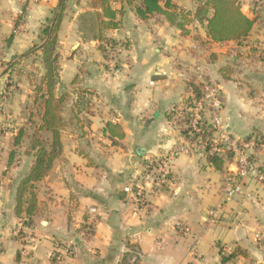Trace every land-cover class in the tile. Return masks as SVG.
I'll use <instances>...</instances> for the list:
<instances>
[{"label":"crops","instance_id":"crops-1","mask_svg":"<svg viewBox=\"0 0 264 264\" xmlns=\"http://www.w3.org/2000/svg\"><path fill=\"white\" fill-rule=\"evenodd\" d=\"M202 1L171 0L191 13ZM239 1L255 21L246 37L225 42L211 41L205 22L192 15L184 31L161 13L140 19L139 0H108L118 26L93 31L92 13L109 20L100 0L64 1L54 89L64 98L57 113L61 153L34 183L36 210L26 226L15 205L35 158V149L23 145L40 120L34 97L30 134L0 127V264H120L128 244L136 246L138 264H222L220 253L234 249L224 264H264V183L244 177L241 192L227 199L222 180L232 161L217 169L194 147L176 154L169 179L146 192L142 204L123 190L139 180L147 160L193 143L170 126L168 110L185 97L195 67L218 86L230 137L264 135V1ZM60 2L0 0V72L11 62L27 71L23 60L29 52L38 57L31 48L42 44L40 31ZM205 120L209 125L208 112ZM38 133L48 146L52 132ZM251 159L264 163L262 153Z\"/></svg>","mask_w":264,"mask_h":264},{"label":"trees","instance_id":"trees-1","mask_svg":"<svg viewBox=\"0 0 264 264\" xmlns=\"http://www.w3.org/2000/svg\"><path fill=\"white\" fill-rule=\"evenodd\" d=\"M64 1L61 0L59 6L46 25L40 31V40L42 44L36 48L33 46L32 50H39V60L43 67V72L39 76L38 84L34 86L36 94L34 95V102L40 106V120L36 125L30 138V148L35 149V158L27 174L21 178L16 192L15 213L23 221L26 226L33 224V215L36 210V195L34 191V183L41 180L50 170L53 161L61 153V144L59 139L58 127V111L63 102V96L56 98L54 89L58 83V53L56 51L57 31L62 20L64 11ZM103 15L108 17V21H98L96 13H92V18L89 20L91 30H96L95 25L100 31V25L107 28H116L117 22L114 20L115 11L109 7L108 0H100ZM162 3V4H161ZM135 13L140 19H145L153 13H161L170 22L176 23L177 26L184 31V23L189 22L190 15L199 22H205L207 36L213 42H225L230 40H240L246 37L255 21L254 17H249L241 11V3L239 0H203L200 2L193 13L182 8H177L171 0H139L135 7ZM94 20V21H93ZM95 22V24H94ZM95 35L101 36L100 33ZM13 33L6 39L7 42L12 38ZM106 57V56H104ZM188 86L193 89L196 98L200 97L202 91L199 85L189 82ZM189 113H186L182 120L180 132L190 141L197 137L190 132L187 126ZM111 132H115L118 128L116 124L107 123ZM47 129L52 132V139L46 146L44 140L38 133L39 130ZM215 129L210 127L206 135H210ZM264 137V135H262ZM208 150V147L206 148ZM206 150V151H207ZM207 159L217 169H222L225 162L232 161V153L224 149L222 156L208 154ZM13 161V152H10L8 159V166ZM146 163V162H145ZM22 214L25 217H22ZM128 251L122 255L120 264H138V260L133 263L128 261L131 256V251L135 249L134 244H128ZM237 251L234 249L232 253L224 255L220 253L221 263H227L235 255Z\"/></svg>","mask_w":264,"mask_h":264},{"label":"built area","instance_id":"built-area-1","mask_svg":"<svg viewBox=\"0 0 264 264\" xmlns=\"http://www.w3.org/2000/svg\"><path fill=\"white\" fill-rule=\"evenodd\" d=\"M258 2L264 0H256ZM195 79L193 82L199 85L202 94L196 98L193 89L187 84V91L184 98L173 103L168 110V122L170 126L181 127L182 120L186 113H189L187 126L190 132L196 135V139L187 147L172 149L159 154L146 161L143 172L137 182L127 185L123 190L135 197L138 204L144 202L145 193H152L162 183L166 182L171 173L173 159L179 152H188L195 149H201L208 154L222 156L224 149L232 153L233 169H228L224 173L222 180V192L227 199L239 194L242 188L244 177L252 176L257 181L264 183V163H255L251 155L262 153L264 155V137L261 134H250L248 136L230 137L222 129V120L219 115L221 108L220 90L217 85L210 83L203 75L199 67H195ZM189 83V82H188ZM210 114V124L205 120V114ZM215 130L222 129L219 136L214 137L211 133L206 135L210 127ZM93 211V209H91ZM213 210L208 211V216H212ZM256 239L261 237L256 234ZM66 253L70 254L67 249ZM138 260L136 248L131 251L128 261L133 263Z\"/></svg>","mask_w":264,"mask_h":264},{"label":"rangeland","instance_id":"rangeland-1","mask_svg":"<svg viewBox=\"0 0 264 264\" xmlns=\"http://www.w3.org/2000/svg\"><path fill=\"white\" fill-rule=\"evenodd\" d=\"M34 55L35 53L30 55L29 52L27 59L23 60L22 68H25L26 72L12 66L13 62L0 72V114L6 115L4 120L0 119V127L10 133L19 129L26 132L25 134L29 133L30 125L34 122L30 112L31 115L38 113V109L30 102L36 94L34 86L38 84L37 72L41 64L39 58ZM3 63L4 61L0 58V64L3 65ZM10 67L12 68L9 70ZM29 139L30 137L25 138L23 145L27 144L30 147Z\"/></svg>","mask_w":264,"mask_h":264}]
</instances>
